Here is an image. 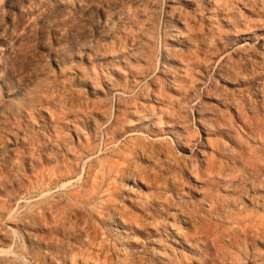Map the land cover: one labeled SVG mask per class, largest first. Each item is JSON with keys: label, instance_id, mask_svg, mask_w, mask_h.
<instances>
[{"label": "rangeland", "instance_id": "374dc122", "mask_svg": "<svg viewBox=\"0 0 264 264\" xmlns=\"http://www.w3.org/2000/svg\"><path fill=\"white\" fill-rule=\"evenodd\" d=\"M172 262L264 264V0H0V264Z\"/></svg>", "mask_w": 264, "mask_h": 264}, {"label": "bare ground", "instance_id": "6f19581e", "mask_svg": "<svg viewBox=\"0 0 264 264\" xmlns=\"http://www.w3.org/2000/svg\"><path fill=\"white\" fill-rule=\"evenodd\" d=\"M13 232H15V230L13 229ZM170 264H173V262L172 263H170Z\"/></svg>", "mask_w": 264, "mask_h": 264}]
</instances>
